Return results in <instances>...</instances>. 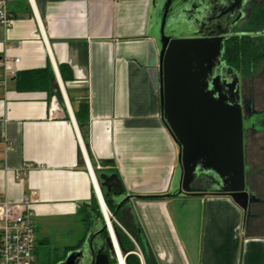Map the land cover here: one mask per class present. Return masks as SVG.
Masks as SVG:
<instances>
[{"label": "crops", "instance_id": "1", "mask_svg": "<svg viewBox=\"0 0 264 264\" xmlns=\"http://www.w3.org/2000/svg\"><path fill=\"white\" fill-rule=\"evenodd\" d=\"M150 7L151 0H10L14 23L0 24V61L18 58L19 71L48 66L53 74L50 91H19L0 66V199L35 193L36 256L40 244L53 245V264L93 226V196L100 207L98 190L106 191L101 173H117L127 194L171 186L179 150L162 118ZM54 96L62 108L50 115ZM84 100L88 145L76 113ZM118 212L125 231L139 218L159 264H264V231L244 228L228 195L135 199Z\"/></svg>", "mask_w": 264, "mask_h": 264}, {"label": "water", "instance_id": "2", "mask_svg": "<svg viewBox=\"0 0 264 264\" xmlns=\"http://www.w3.org/2000/svg\"><path fill=\"white\" fill-rule=\"evenodd\" d=\"M156 7V0H151L148 36L155 39L158 47L162 118L179 150L171 186L163 193L127 194L117 173L98 175V186L101 190L106 188V191H100L103 204L111 214L106 213L100 199L103 217H93L94 223L87 230L84 246L70 252L59 264H118L117 250L122 249L116 231L117 212L135 199L207 195L190 187L198 176L197 172L203 168L216 172L223 180L232 179L238 182L236 187L227 188L218 194L230 196L242 208L244 228L246 227L249 201L244 185V131L241 109L214 96L208 89L206 78L207 65H211L213 55L221 58V46L228 33H206L215 36L212 38L205 34H195L194 31L182 33L175 26L172 27L176 28L173 34H165L163 29H160V34L157 31L159 22L156 18ZM240 17L241 14L238 19ZM108 198L116 203L114 212L107 204ZM132 217L147 264H159L141 221L134 215ZM76 257L78 260L74 261Z\"/></svg>", "mask_w": 264, "mask_h": 264}, {"label": "flooded vegetation", "instance_id": "3", "mask_svg": "<svg viewBox=\"0 0 264 264\" xmlns=\"http://www.w3.org/2000/svg\"><path fill=\"white\" fill-rule=\"evenodd\" d=\"M255 3L259 1L243 0L241 3V0H156V18L159 22L157 31L160 34V29H163L165 34H173L176 28L172 27L175 26H178V31L182 33H228L221 46L222 60L219 55L212 56L211 65L206 64V78L208 89L214 96L230 106L241 109L244 131V185L249 201L246 228L264 231V104L260 103L264 101V87H257L256 82L257 77H264V72L244 73L229 65L224 58V46L232 37L243 33L241 30L247 23V17ZM197 173L198 176L190 187L203 193L218 194L238 185L236 180H223L211 170L203 168ZM85 241L86 237L73 250L81 249ZM77 260L76 257L74 261Z\"/></svg>", "mask_w": 264, "mask_h": 264}, {"label": "trees", "instance_id": "4", "mask_svg": "<svg viewBox=\"0 0 264 264\" xmlns=\"http://www.w3.org/2000/svg\"><path fill=\"white\" fill-rule=\"evenodd\" d=\"M247 23L241 30L243 33L232 37L225 47L224 58L225 61L232 67L241 70L244 73L255 74L259 67L264 63V0L259 3L253 4L250 11ZM64 73L63 65L60 66ZM52 72L47 66L41 69L24 70L19 71L16 74L15 82L16 88L19 91H32V90H47L50 91L52 82ZM77 119L83 137L89 144V132H88V116H89V103L84 100L77 107ZM166 198L161 196H154L149 198H143V200H155L163 201ZM96 196H93L92 207L95 210L93 213L98 218H102L101 210L98 205L94 206ZM108 206L112 212L116 209V203L114 204L111 198H108ZM119 216V212L116 214V218ZM119 219V218H117ZM129 233L135 238L136 242L142 247V242L139 238L136 228L124 225ZM117 233L119 235L120 245L122 252L127 255L128 264H140L139 257L131 253L136 249V244L129 234L123 228L116 224ZM107 234V233H106Z\"/></svg>", "mask_w": 264, "mask_h": 264}, {"label": "built area", "instance_id": "5", "mask_svg": "<svg viewBox=\"0 0 264 264\" xmlns=\"http://www.w3.org/2000/svg\"><path fill=\"white\" fill-rule=\"evenodd\" d=\"M9 1L0 0V24L6 30H9L15 20L9 8ZM29 2L32 3L33 0ZM19 60L18 58L12 60L6 56L0 61V66L4 69L6 76H16L19 72ZM61 108L57 96H54L49 108L50 115L57 114ZM31 193L29 197L20 202L0 199V264H38L35 248L37 246L36 226L32 220L35 193ZM109 213L111 214L110 211ZM136 244L137 249L131 253L139 257L140 264H147L141 247L138 243ZM117 255L118 264H122L121 256H124L128 264V254L117 250Z\"/></svg>", "mask_w": 264, "mask_h": 264}, {"label": "rangeland", "instance_id": "6", "mask_svg": "<svg viewBox=\"0 0 264 264\" xmlns=\"http://www.w3.org/2000/svg\"><path fill=\"white\" fill-rule=\"evenodd\" d=\"M259 2L261 0H258ZM259 72L263 73L264 72V63L262 64L261 67H259V69L256 71V73L258 74ZM260 75V74H259ZM261 84L264 85V77L262 76H259L258 79H257ZM127 229V228H126ZM127 234L130 235V237L133 239L134 242H136L135 238L129 233V231L127 230L126 231ZM38 236L40 237V233L38 234ZM137 243V242H136ZM135 243V244H136ZM58 245V244H56ZM38 251H37V257H38V262L40 263H43V262H46L48 261V259H50V263L53 264V260H54V255L57 253V250L54 249V246L52 245L50 247V249H46L44 248L43 244H40L39 247H38ZM136 249H137V244H136ZM135 249V250H136ZM47 254V256H46Z\"/></svg>", "mask_w": 264, "mask_h": 264}, {"label": "bare ground", "instance_id": "7", "mask_svg": "<svg viewBox=\"0 0 264 264\" xmlns=\"http://www.w3.org/2000/svg\"><path fill=\"white\" fill-rule=\"evenodd\" d=\"M98 192H99V196H100V199H101V204H103L104 203V200H103V197H102V195H101V192L98 190ZM103 206H104V208H105V210H106V213L108 214V215H110V213H109V211H108V209L106 208V206H105V204H103ZM121 262H122V264H126V262H125V259H124V256H121Z\"/></svg>", "mask_w": 264, "mask_h": 264}]
</instances>
